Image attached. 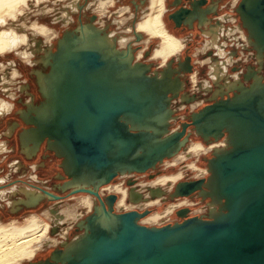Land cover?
<instances>
[{"label": "bare ground", "instance_id": "1", "mask_svg": "<svg viewBox=\"0 0 264 264\" xmlns=\"http://www.w3.org/2000/svg\"><path fill=\"white\" fill-rule=\"evenodd\" d=\"M32 1L34 2L30 5V2L27 0V4L25 6L24 4H20V0H0V14L9 12L12 15H16V18L14 20L8 19L6 24L0 26V48H3L5 44L8 45V47L4 51L0 52V56H3L5 53L9 52L18 54L19 51L21 52L22 49L24 50V48L28 46V43H33V40L36 36L39 38V36L35 34L40 33L36 30V28L42 27V25L37 26V23L34 22L35 26L37 27L33 28L34 23L32 22L33 24H29L31 28L28 25L30 30L26 28L29 31H26V29L23 30V28L20 27L22 26V24L27 23L24 18H27L28 20L29 16L32 15L31 13H34V15L37 17H35L36 19H39L41 17H52L53 19L54 17H56L55 20L57 21V23L59 22L61 23V25H67L72 20L71 15L74 13L77 14L79 12L82 13L83 8L82 6H80L81 0H77L75 2L73 0H45L41 3H37V0ZM40 1L41 0H39V2ZM218 2H206L207 5L190 3L192 11L190 10L189 12H181V14L178 13L173 16L175 20H177L178 22H182L180 28L182 31L184 30V32H186L187 29L193 31L195 27L200 28L202 35L206 39L203 43V49L200 52L204 54H211L213 51L215 52V59L208 58L203 62V64L201 63V65L208 66L209 72L207 78H204V76L201 77V75L199 74V70H196L198 78L197 82H194V78H196L195 76L194 78H191L194 74L192 59L187 57L185 62L182 59V52L185 49V40L177 37L176 35L178 34H175L171 31L173 23L171 20L169 21L165 18L168 12L175 11L177 7L182 4V0H174V8L172 9H170L169 0H164L163 13H161V5L159 3V0H149L147 10L143 11V14L141 15L142 21H139L137 23L135 22L136 24L133 23L131 26L129 25L127 29L124 28L126 29V31L122 33V35L107 33V31L105 30H98L97 28H95L93 23H86L83 25V27H78L77 32L78 35H80V38L78 36L77 38H79L80 41L78 44L79 46H77L78 48L76 47L77 49H75V52L79 54L82 51H87L96 52L97 54H99L101 59V61L99 62V66H103V62H105V70L108 71L109 69H112L113 71L110 70V73H112L113 78L117 82H120L117 83L118 85H116L117 89H121V87L131 89L139 80L138 78H144V80L146 81H140V85H143L144 93H152L154 96L162 98L156 101L153 108L154 114L143 111L144 114L140 116L138 114L136 115L138 118V122H133V120H131L128 116L123 115L121 117V121L125 122L128 127L137 129V132H149L150 135H152L150 136V138H146L148 141L146 142V144H144V147L138 149L135 154L137 155L144 152V155L147 154L146 157L148 158L152 155H155L157 158H161L160 162L154 166V170L156 168L160 169L161 166H164L165 174L156 176L157 178L149 183L147 181H140V183L132 187L133 189H131L130 191L124 188L125 182L116 185L110 184L116 178L115 177L108 184L103 185L108 186L100 191V193L103 195H105L106 193L110 194L104 200L99 197L100 185H98V181H96L99 171H86L85 169L76 171L75 166H78V163L69 156L68 151H64L61 141L56 139L55 135L51 133V131L53 130L50 125L51 117H53L54 112L56 113L57 111V109L54 108L55 103L53 102V95L55 92L54 87L59 80V76L60 78L62 76V78L64 79L69 78L66 72L68 71V69L65 68L61 74V72L56 68V65H58L59 62L63 59L60 56H57V53L55 54V45L51 44V41L48 40L49 38L47 39V36L45 37L44 34H46V32L42 34V36L44 35L45 37V39L43 37L44 41H39L37 39L38 41L36 43L34 42V48L29 46L32 56L30 59V63L36 65L37 69L33 72V80L36 83L35 86L37 88L35 87V90L38 94H34V90H31V87L29 86H21V93L26 94V96H28L30 99L29 103H27L26 101V103L24 104L23 110H20L19 114L17 113L24 123L19 120L18 122L12 123L11 129H16L12 131L8 129L7 133H10V137L13 138L18 130L17 128L23 127V132L19 135V144L22 155L26 156L27 159H30L32 161L35 160L37 154L45 145L49 151L55 153L58 158L63 159V162H61V167L63 168L65 175L67 176V178H69L70 181L63 184V186L61 187L62 192H66L69 190L71 194L81 195H78L77 198L74 197L73 200L75 201V204L70 205L69 203L65 202L56 204L55 201L59 199L56 194L39 188H35V190H37L38 192L26 187L9 191L11 192L10 196H16L18 193L23 196L22 198L13 200L11 199L7 202V207L13 215L19 216L18 213L41 208V206L44 205L47 210L44 212L43 216L49 223L42 221L40 218H37L36 215H31L27 219L29 220L27 221V224H25L21 228H15L13 224H9L6 226L0 225V264L31 263L38 259H41V257H37V254L39 252L44 250L46 252L52 248L56 251H53L51 255H48V257H50L48 258L47 262L44 261L45 259H42L38 264H47L50 262L54 264H64L68 262L69 259H75L78 252L83 251L85 237L87 236V234H90L89 232L92 231L91 235H93L94 233H96L98 226L105 228L106 230H110V227L115 224V219L113 217V214H116L114 213L115 209L120 212H118V214H125L131 211H136L137 213L141 214L142 210H146L148 212L150 208L160 206L162 202H166V194H169L172 202H170V205L166 203L168 206L163 212H156L152 214L149 213L148 215L138 218L137 220V223L139 225L160 227L164 222H166V220L169 221V219L174 217V212L164 215L166 210L169 209L171 205L181 203L185 198L189 201V205L185 207L189 208V206L193 205V201L191 202L188 198L189 196H178L177 186L184 180L177 182L175 186L172 185L171 181L163 185L158 184L157 181L162 177L174 175L168 173H170L171 171H175V168L179 165H185L186 159L190 160L192 158L199 161L201 157H208L209 153L219 154L225 151V149L231 146L230 143L232 142L233 138V129L231 126L224 128L225 131H227L228 136L226 135V133H224V137L221 139L209 138L208 133H210V131L208 130L206 132L207 128L218 126V120L216 119V117L210 114L202 117V119L204 118L203 121H206L205 124L193 126L192 129V136H197V138L200 140L199 143H203L206 147H210L213 145L217 146L212 147L211 151L207 155H200L197 158L196 155L189 151V149L194 144V140L197 139L196 137H189L184 140L182 138H178L176 140L173 139L171 141H166L165 143H167V146L169 145L170 148L166 149L165 153H162L161 149H153L154 144L159 145L161 141L166 139V137L177 135V133L181 132V128L179 131L178 129H176L172 133L168 132L170 122L173 120L172 118H174L175 115L171 106L172 103L169 100L170 95H172L174 98L177 96L178 98L180 97L181 90L185 89L184 83L181 81V78H184V76H187L188 74H191L190 79L194 87H197L199 90H203L207 95L212 94L210 96V99L212 100L211 102H220L222 100H225L226 98H231L233 96L235 99H238L242 97L246 98L251 94L256 93L260 95V93L263 92L264 88V45L261 42L259 43L258 41L257 29H255L256 20L253 17H248L249 13H245L241 9L239 5L241 0H233L232 4H229L232 9L236 8L234 12L237 13V16L233 17L226 14L225 16L218 17L220 15L219 12L214 14V10L216 8L218 9ZM91 3H94L93 6H95L92 7L93 10L99 13H105L104 8L108 5L106 0H92L89 3L87 1L84 8L90 9L89 7L92 5ZM132 4L134 3L132 2ZM37 5H39V8ZM60 5L64 8L59 11L60 15H55V12L57 11L55 8ZM27 7H30V10L27 9ZM48 8L51 14H49ZM135 10L136 12L133 14V16H129L128 18L139 19L137 18L139 15L138 8L135 7ZM122 11L124 13L125 8L121 9L119 13L121 14ZM21 12L23 13L22 15L19 14ZM180 15L182 16L180 17ZM216 17L217 19H215ZM126 18L114 21L117 23L118 27H121L126 22ZM20 22L23 23L20 24ZM234 23L237 24L234 27H231L230 25L227 26L228 24ZM9 31H11L15 35L13 36L4 34L8 33ZM99 32H101V34H99ZM129 33L131 34V36H126V34ZM21 34H23L24 36ZM60 35L61 34H58L57 32V36L55 38L57 39L56 41L58 42L60 48H63L68 41H64L63 38L61 39ZM22 36L26 38L23 42L20 41V37ZM65 36L67 37L69 35L65 34L64 37ZM28 39H30L31 41ZM156 39L159 40V44L157 45V47L155 46L151 59L152 61L155 60L158 63L160 62V66L163 63L164 66L161 67V72H155L153 75H151V66L143 64L140 61L143 51L137 53V55L135 56L132 49L136 43H141L145 45V47L148 46L149 43H157ZM176 39H179L180 43L184 46L179 52L175 51V49L178 47V45L176 44ZM13 40H15V44L12 43ZM121 41H123V44H121ZM229 43H232V45L237 49L234 48V51H228ZM238 48H241L242 56H239ZM157 51H159L161 55L153 58L154 54ZM245 51H249V55L245 56ZM174 52L175 54L173 55L172 53ZM23 54L26 53L22 52L21 55ZM68 54L71 55V52L67 53V55ZM249 56L252 57L255 64L254 66H248L245 70L244 68L242 70V60H245L247 62L248 58H250ZM25 57L27 56L25 55ZM172 59H176L179 64V68L177 70H174V66H172ZM237 66H240V68H237ZM100 72H95V75L99 74ZM16 73L17 72H12V75L9 74V78L15 76ZM230 74H232V76ZM202 79L204 80L202 81ZM260 88H262V90H260ZM75 95L80 97L81 93L78 92L75 93ZM150 97L152 96L150 95ZM72 100L76 101L77 99L73 97ZM163 100L164 103L167 102L166 108H163L164 104L161 103ZM190 101L191 98L187 93L182 95L178 102H181L183 104L184 102ZM61 104L64 108L68 107L64 100L61 101ZM200 105L199 102L191 105L193 113L196 111V109L199 108ZM195 113L192 115L193 118L197 116ZM192 116L190 118H192ZM225 126L227 125L225 124ZM203 131L204 134H202ZM59 137L63 138L62 136ZM158 148H161V146H159ZM182 149L184 151L181 153ZM162 156L166 157L164 158ZM173 164H175V166H171ZM125 165L126 164L124 163L123 166L116 168L118 170V177L121 176L124 179H132V175H139L136 172L129 171V169L126 168ZM189 165L182 167L178 172H183L184 177L186 175H189V172L192 173V175H196V172L188 167ZM195 165L197 169L205 171L209 170L210 172V175L201 174V178L207 179L208 177L209 180L205 184L204 189L195 194H200L201 197H203L204 195H209V198L210 196L211 199L213 198L212 202H209L208 200V209L204 211H206L207 215L214 216V214H217V211L221 208L222 204L217 200H214V196L212 195L211 187L213 176H211V168L208 165L206 166V168L201 169L197 166V164ZM16 166L18 167V164ZM152 170L153 169L149 170L148 172H151ZM58 177L63 179L62 173L59 172ZM143 178L144 180H147L146 177ZM64 180L66 179L64 178ZM132 182L130 183H136ZM94 184L98 185L99 188L97 187L98 189L94 190ZM117 185H119L121 188L120 192L114 191ZM143 192H146V194L143 195ZM4 195L5 194H3V196ZM94 196L97 198L98 202L96 201V198ZM7 197L6 200L8 199ZM85 197H91V211H88L87 208L81 203V201ZM109 197L114 198L111 203L109 201ZM205 197L203 199L204 201L208 196L206 198ZM122 198L125 199V206L127 207V210H125V207H121L119 205V201ZM78 201L79 205L83 209L76 210V216H73L75 215L73 214L69 216L66 215L65 217V213H71L73 211L71 207H75ZM99 201L102 202L104 209L108 211V217L104 215L102 211L103 206L101 207ZM50 203H54L55 205H49ZM68 204L70 206H68ZM202 211L203 210H200L199 213H203ZM60 212L63 214H61ZM78 212H80L79 215H77ZM88 213L90 214V216L93 215V220L90 225L87 224V218L90 216H85L88 215ZM47 214L50 216V218H48L49 216H47ZM156 214L163 215V218L157 224L145 223V221H150L151 218ZM71 216L73 218L75 217V220H71L70 223L66 221V223L70 225V227H67L66 224L65 226L67 228L62 230L61 227L63 225L61 224V222L67 217L70 218ZM51 230L52 234L50 232ZM59 230L60 233H58Z\"/></svg>", "mask_w": 264, "mask_h": 264}, {"label": "water", "instance_id": "2", "mask_svg": "<svg viewBox=\"0 0 264 264\" xmlns=\"http://www.w3.org/2000/svg\"><path fill=\"white\" fill-rule=\"evenodd\" d=\"M239 5L249 13L248 17L256 20L258 41L264 45V0H241ZM68 35L66 38L62 35L68 41L67 46L64 44L66 48L56 44L55 54L63 59L56 68L61 74L68 69L69 78L59 76L54 87L53 102L57 111L51 117V133L78 163L76 171H99L96 180L99 187L115 178L116 168L124 163L129 171L138 174L154 169L161 158L155 155L148 158L144 152L135 154L152 135L128 127L121 117L125 115L138 122L136 115L144 114L143 111L153 113L156 101L162 98L144 93L140 85V81H146L144 78L135 80L131 89H117L120 82L113 78L112 69L105 70V62L99 66V54L87 51L78 54L75 49L80 39L75 33ZM69 52L71 55H67ZM97 71L100 73L95 75ZM78 92L80 97L75 95ZM73 97L77 100H72ZM62 100L67 108L62 107ZM161 103L166 108L167 102ZM195 114L191 124H183L180 133L166 137L159 145L154 144L153 149L165 153L170 148L166 141L181 139L187 125L205 124L202 117L210 114L216 117L218 126L207 128L209 138L221 139L224 133L228 136L224 128L232 127L231 146L206 160L213 176L212 195L222 204L217 214L207 215V219L186 218L185 211H181L178 213L181 222L161 227L137 223L147 212L113 214L115 224L110 230L98 226L96 233L89 232L83 251L64 264H264V88L260 95L226 98ZM208 180L179 183L178 196L199 193ZM98 185L94 184L93 189H98ZM197 195L201 199L208 196L209 202L213 201L209 195ZM113 200L109 197L110 203ZM99 203L102 207V202ZM102 211L108 217L104 206ZM92 220L93 215L87 218V224Z\"/></svg>", "mask_w": 264, "mask_h": 264}, {"label": "rangeland", "instance_id": "3", "mask_svg": "<svg viewBox=\"0 0 264 264\" xmlns=\"http://www.w3.org/2000/svg\"><path fill=\"white\" fill-rule=\"evenodd\" d=\"M28 1L30 2L29 3L30 5H31V3L33 4V2H34L32 0H28ZM43 1H45V0H41L39 3L43 2ZM46 1H49V0H46ZM73 1L75 2L77 0H73ZM87 1L89 3L92 0H87ZM87 1L81 0L80 6H82L84 8ZM147 1H148V3H147ZM190 1L191 0H182V4L179 7H177L178 9L173 11V12L172 11L168 12V14L166 15L165 18L168 19V16L170 14H174L177 11H180L181 9H186V10L190 9V7H191ZM211 1H215V2L219 1L218 2L219 3L218 4L219 5L218 6V12L220 13V15L218 17L225 16L226 14L233 16V17L237 16V13L234 12L236 10V8L232 9L231 6H229V4L230 5L232 4L233 0H206L205 2L211 3ZM132 2L134 4H132ZM169 2H170V4H169L170 9L174 8V6H173L174 0H169ZM91 4H92L91 6L89 4L90 7L88 6L90 9H85V8L83 9L82 8V13L79 12L77 14H75V13L72 14L71 15L72 20L67 25H61V23H59V22L57 23V21L55 20L56 17H54L53 19H52V17H43V18L41 17L39 19H36L37 17L34 15V13H31L32 15H30L28 18L29 21L27 20V18H24V20L27 23L22 24L23 22H20V24H22V26H20V27H22L23 30H25L26 28L29 29V26H30L29 24H33L34 22L37 23V26L42 25V26H46V27L47 26L51 27V28L47 27V29H49L50 31H47L46 34H44V35H45V37L47 36V39L49 38L48 40L51 41V44L55 45V49H54V51H55L56 50V44L58 43L56 41L57 39L55 38L57 36V32H58V34H61L60 35L61 39H62V35H65V34L68 35L69 33L70 34L75 33V35L80 38V35H78V32H77V29H78V27H81V26L83 27V25L86 23H89V24L93 23L95 28H97L98 30H105V31H107V33H115L116 35H122V33H124L126 31L127 27H129V25L131 26L135 22L137 23L139 21H142L141 15L143 14V11L147 10V7L149 5V0H115L114 6H109V4H108L106 6L107 8L106 7H105L106 9L104 8L105 13H102V12L99 13V12L93 10L92 7H95V6H93L94 3H91ZM37 6L39 8V5H37ZM135 7L138 8V14L139 15L137 18H139V19L128 18L129 16H133V14L136 12ZM29 8L30 7H27V9H29ZM62 8H64V7H61V5L56 7L55 9L57 11L55 12V15L59 14V11L62 10ZM120 8L121 9L127 8L128 11H125L124 13L122 11V13L120 14L119 13V11L121 10ZM48 12H49V8H48ZM49 14H51V12H49ZM125 18L127 19L126 20L127 23L125 22L124 25H122L121 27H118L117 23L114 20L118 21V19H125ZM215 19H217V17ZM34 25H35V23H34ZM99 25H102V26H99ZM229 25L231 27H234L237 24L236 23L228 24L227 26H229ZM37 26H35V27H37ZM35 27H33V28H35ZM30 28H31V26H30ZM124 28H126V29H124ZM28 29H26V31ZM50 33H52V34H50ZM176 33L178 34V35H176L177 37L185 40L184 41L185 42V49L182 52V54H183L182 59L184 62L186 61L187 57L192 59V63H193V67H194V74L192 75V77H191V74H188L187 76L185 75L184 78L183 77L181 78V81L184 83L185 89L181 90L179 98H178V96L174 98L172 95H170V97H169V100L172 103L171 106L173 108V112L175 114L174 118H172L173 120L170 122V126L168 128V132H170V133H172L176 129H178V131H179L180 128L182 131V125L183 124H191V120H190L191 118L190 117L195 112H198L200 109H202L205 106L213 103V102H211L212 100L210 99L211 98L210 96L212 94L207 95L203 90H199L197 87H194L193 83L191 82L190 77L194 78V76H195L196 78H194V82H197L198 78H197L196 70H199V74L201 75V77L204 76V78H207L208 72H209L208 66L207 65H201V63L203 64V62L205 60H207L208 58H213V59L216 58L214 55L215 54L214 51L211 54L210 53L204 54V53L200 52L203 49V46H204L203 43L206 40L204 38V36L202 35L200 28L195 27L193 29V31L190 29H187L186 32H184V30H183L181 33L177 30V31H175V34ZM35 34H37L39 36V38L36 36L35 39L33 40V43L32 42L28 43L27 44L28 46L25 47L24 50L22 49L21 52L19 51L18 54L9 52V53H5L3 56H0V100H3L5 102H7L8 104L13 105L10 112H5L4 114H0V188L1 187L3 188V189L1 188V190H0V225L6 226L9 224H13V226L15 228H21L22 226L27 224V221H29L27 219L31 215H36L37 218H40L42 221L49 223L45 219V217L43 216L44 212L47 209L45 208L44 205H42L41 208H37V209L31 210V211L27 210V211H24L22 213H18L19 216L18 215L15 216L11 213V211L7 207V202L11 199L13 200V199L22 198L23 196L20 193H18L16 196H10L11 192H9V191H11V190L13 191L15 189H20V188H25V187L32 189V190H35V188H39V189H43V190H46L48 192H51L53 194H56L59 198L58 200L55 201L56 204L65 202V203H69L70 205L75 204V201L73 200L74 197L77 198L78 195H81V194H75V195L71 194V192L69 190L66 192H62L61 187L63 186L64 183H66L69 180V178H67V176L65 175V173L63 171V168L61 167L62 159L58 158L55 155V153L49 151L48 148L46 147V145L43 148H41V150L37 154V157L35 158V160L32 161L30 159H27L26 156L22 155V152L20 151L19 135L23 132L22 131L23 127L17 128L18 130H17V132L13 138L10 137V135H11L10 133L9 134L7 133L8 129H10L11 131L16 129V128L11 129L12 123L18 122V120L23 122L20 119V116H18V114L20 113V110H23V108H24L23 106L26 103V101H27V103L30 102L29 97L26 96V94L21 93V86H29V87H31V90H34V94L37 93L35 90L36 83L33 80V76H34L33 72L36 71L37 69H36V65L30 63V59L32 56H31L29 46L34 48L35 43L38 40L44 41L45 37H44V35L42 36V34H40V33H35ZM99 34H101V32H99ZM21 35H23V34H21ZM129 35L131 36L130 33L126 34V36H129ZM43 37H44V39H43ZM28 40H30V39H28ZM156 41H157V43L156 42L149 43L148 46H146V47H145V45H143L141 43H136L132 49L135 56L137 55V53H140L143 51L142 58L140 59V61L143 64L151 66V69H152L151 75H153L155 72H161V69H162L160 64H159L160 62L158 63L155 60L152 61V59H151V56L153 54L155 46L157 47V45L159 44V42H158L159 40L156 39ZM231 45H232V43L228 44V51H234L235 49H237L236 47H234L233 45L231 46ZM22 52L23 53L25 52L26 54L21 55ZM241 52H242L241 48H238L239 56H242ZM146 54H148V55H146ZM25 55L27 57H25ZM247 55H249V51H245V56H247ZM206 56H208V57H206ZM249 57L250 58L247 57L248 58L247 62L245 60H242V62H243L242 68H241L242 70H243V68L245 70L248 66H254V64H255L254 60L252 59L251 56H249ZM171 62H173L172 66H174V70H177L179 68L178 67L179 64L176 61V59H174V60L172 59ZM237 68H240V66H237ZM12 72H17V73L15 74V76L9 78V76H10L9 74H11ZM231 72H234V71H231ZM232 74H230V75L232 76ZM7 76H8V78H7ZM151 77H154V76H151ZM203 80L204 79H202V81ZM11 86H12V88H11ZM9 93H11V94H9ZM187 93H188L189 97L191 98V101L190 102H184L183 104L181 102H178L180 100L181 96L184 94H187ZM198 102H199V105L200 104L201 105L193 113L191 105H193L194 103H198ZM192 129H193L192 125H187L185 134L183 135L182 139L186 136H188L187 138L194 137V136H192L193 135ZM195 137L197 138V136H195ZM197 139L194 140V143L200 141L199 139L198 140ZM183 151L184 150L182 149L181 153ZM211 157H212V153H209L208 157H201L199 161L197 159H192V158L190 160L186 159L185 165L177 166L175 168V171H173V172L171 171L168 174H175L182 167L189 165L191 163H195V164H197V166L199 168L204 169L207 166L206 160L210 159ZM17 164H18V167L16 166ZM164 169H165L164 166H161L160 169L156 168L155 170L153 169L151 172L147 171L145 174L144 173L139 174V175L134 174V175H132V179H129V178L124 179L121 176L118 177L119 175H117L115 179L113 178L115 181L113 180L110 184L116 185V184L125 182L124 188L128 189L130 191L131 189H133L132 187L138 185L140 183V181L141 182L147 181L149 183V182L155 180L157 178L156 176L165 174ZM59 172L62 173L63 179L58 177ZM193 176L194 175H192V173L189 172V175H186L183 179L184 181L183 180L182 181L183 182L196 181V180H193ZM143 177H146L147 180H144ZM64 178L67 181L64 180ZM201 179H203V178H201ZM201 179H199V180H201ZM132 181L134 183L135 182L136 183L131 184L130 182H132ZM107 186L100 187V189H99V197L102 200H104L107 196L110 195L108 193H106L105 195L100 193V191ZM35 191L38 192L37 190H35ZM195 193L196 192H194L192 195H190L188 197L191 202L193 201V205L189 206V208L183 207V208L177 209L173 214L174 217L169 219V221L166 220V222H164L163 225H161V226H164L167 224H173L175 222H181L182 218H181V216H178V213L181 211H185L184 214L186 215V218L202 217L203 219H206L207 214H206V211H204V210L208 209L207 208L208 199H206L204 201L199 196H197ZM3 194H5V195L3 196ZM145 194H146V192H143V195H145ZM6 197L8 198L7 200H6ZM81 199H83V198H81ZM166 199H167L166 202L164 201L160 204V206H155L153 208H150V210H148V212L146 210H142V212L141 211H139V212H141V214L144 212H147L146 215H148L149 213L152 214V213H156V212H158V213L163 212L165 210V208L171 204L170 202H172V199L169 196V194H166ZM96 201L98 202L97 198H96ZM54 203H52V204L50 203L49 205L53 206V205H55ZM69 204H68V206H70ZM71 208L73 209V211L71 213H69V212L65 213V217H66V215L69 216V215H73V214H75L73 216H76L75 211L78 209H83L79 205V201L75 207H71ZM200 210H203L202 211L203 213H199ZM115 211H114V213L118 214L119 211H117L116 209H115ZM79 213L80 212H78L77 215H79ZM61 214H63V213H61ZM47 216H49V215L47 214ZM85 216L86 217L90 216V214L88 213V215H85ZM33 217H35V216H33ZM48 218H50V216ZM73 219L75 220V217L73 218L71 216L70 218L67 217L65 220H63L64 222L63 221L61 222V224L63 225L61 227V229L63 230L67 227H70V225H68L66 223V221L70 223V221L71 220L73 221ZM66 224H67V227L65 226ZM142 226H144V225H142ZM147 227H150V226H147ZM50 232L52 234V230ZM58 233H60V230ZM53 251H56V250L52 248L46 252H45V250L41 251L37 254V257H39V258L41 257V259H38V260L31 262V263H24V264H35V263L38 264L40 262V260L48 259L50 257V256L48 257V255H51Z\"/></svg>", "mask_w": 264, "mask_h": 264}, {"label": "clouds", "instance_id": "4", "mask_svg": "<svg viewBox=\"0 0 264 264\" xmlns=\"http://www.w3.org/2000/svg\"><path fill=\"white\" fill-rule=\"evenodd\" d=\"M106 2L109 4V6H114L115 5V0H106ZM37 3H39V0H37ZM159 3L161 5V13H163L164 9H163V4H164V0H159ZM20 4H24L26 6L27 4V0H20ZM125 11H128L127 8H125ZM20 15H22L23 13H19ZM16 15H12L9 12H5L3 14H0V26H3L4 24L7 23L8 19H15ZM35 27V25H34ZM38 32H40L41 34L49 31V29H47L46 26H42L36 29ZM5 35H15L14 33H12L11 31H9L8 33H4ZM26 38L25 37H20V41L23 42ZM175 39V38H174ZM13 44H15V40L12 41ZM121 44H123V41H121ZM176 44L178 45V47L175 49L176 52H179L182 50V48L184 47L179 39H176ZM8 47L7 44L4 45L3 48H0V52L4 51L6 48ZM173 55L175 54L172 53ZM161 53L159 51H157L154 54V57H158L160 56ZM165 62H166V58H165ZM163 63L161 64V67H163ZM13 105L8 104L7 102L0 100V114H4L5 112H10L12 109ZM212 147H217L216 145L210 146V147H206L203 143H199L196 142L192 145V147L189 149L190 152H192L194 155L197 156V158L200 155H207L210 151ZM171 166H175V164L171 165ZM190 169H192L194 172H196V175L193 176V180H199L201 178V174L203 175H210L209 170H200L197 169L195 164H190L188 166ZM184 179V173L183 172H177L174 175H170V176H166V177H162L160 180L157 181L158 184H167L169 181H171L172 185L175 186V184L181 180ZM106 190H112V189H106ZM114 191L116 192H120L121 188L119 185H117L114 189ZM125 198H126V192H125ZM82 205L85 206L87 208L88 211H91L92 209V200L91 197H85L82 201H81ZM119 205L121 207H125V210H127V207L125 206V199L122 198L119 201ZM189 205V201L185 198L181 203L178 204H173L169 207V209L166 210V212L164 213V215L166 214H171L172 212H175L176 209L179 208H183L185 206ZM163 218L162 214H156L154 215L150 221H145V223H152V224H157L161 219Z\"/></svg>", "mask_w": 264, "mask_h": 264}, {"label": "flooded vegetation", "instance_id": "5", "mask_svg": "<svg viewBox=\"0 0 264 264\" xmlns=\"http://www.w3.org/2000/svg\"><path fill=\"white\" fill-rule=\"evenodd\" d=\"M206 0H191L190 1V3H196V4H200V5H207L206 4V2H205ZM202 2V3H201ZM204 2V3H203ZM178 9V8H177ZM176 9V10H177ZM185 10V11H184ZM192 11V7H190V9H181L180 11H177L176 13H174V14H170L169 16H168V20L170 21H172L173 22V26L171 27V31L173 32V33H175V31H179L180 33L182 32V30H181V28H180V26H181V24H182V22H179V25H177L176 24V22H174V20L172 19V17L174 16V15H176V14H178V13H180L181 14V12H189V11ZM215 13H218V9L216 8L215 10H214V14ZM182 15H180V17H181ZM170 18V19H169Z\"/></svg>", "mask_w": 264, "mask_h": 264}]
</instances>
